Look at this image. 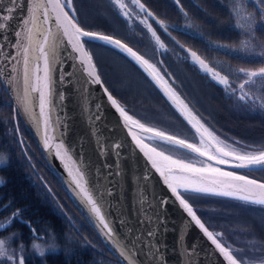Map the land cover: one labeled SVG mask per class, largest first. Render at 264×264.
<instances>
[{
    "label": "snow or ice",
    "instance_id": "6c2138e0",
    "mask_svg": "<svg viewBox=\"0 0 264 264\" xmlns=\"http://www.w3.org/2000/svg\"><path fill=\"white\" fill-rule=\"evenodd\" d=\"M20 3L21 0H9L10 6L4 7L3 0H0V78H3L2 82L7 86L5 90L10 91L14 111L22 112L35 125L43 147L52 148L51 141L55 139L54 135L50 134V127L52 133L55 132L50 115L51 107L54 106L53 98L56 95L54 66L62 63L61 49L68 51L70 48L68 57L78 61V64L72 65L73 69L84 74L86 83L101 86L111 107L123 119L136 145L150 161L151 167L163 178V183L170 190L171 196L179 202L195 226L215 246L225 264H264V255L249 259L243 254L242 249L234 248L224 241L223 232L210 230L198 215L193 203L186 198L187 194L226 197L241 201L245 205L264 207V181L237 171L244 169L249 173L253 171L264 173V146L259 148L242 146L240 141L232 139L230 142L227 137L222 139L223 134L217 135L186 101L181 86L175 76L168 71L163 59L153 62L151 58H147L113 35L86 30L79 23L73 0H28L27 15L21 21L19 30L15 31L17 39L12 43L7 32ZM110 3L129 25H132L134 20L139 21L147 30L156 51L164 54L171 49L161 39L153 22L184 49L187 53L184 59L195 65L229 96H235L249 110H264V43H261L256 35L257 31L264 32V0H230L228 11L234 20L233 27L242 37L239 48L207 41L213 50L224 51L237 59L261 65L255 68H233L230 65L218 68L208 58L192 48H186L172 37L166 21L157 17L142 0H110ZM174 3L183 15L188 17L189 14L184 10L181 0H174ZM132 6L138 11H134ZM191 29H195V25L190 21L177 28L181 32ZM196 35L203 40L202 34ZM97 44L118 50L142 69L162 93L169 106L194 130L192 138H185L181 134L143 122L131 115L126 106L104 86L101 72L89 48V45ZM6 47L14 48L15 54L9 56L5 51ZM9 60L12 62L10 71L6 63ZM60 99H63V96ZM37 107L39 116L35 111ZM16 131L19 132L18 123ZM146 140L152 143H146ZM20 142L23 143V140ZM55 147L56 155L61 159H63L61 149L64 155H68V149L64 148L62 140ZM115 147L119 148L120 145L116 144ZM6 161L7 157L0 154V165ZM221 166H228L234 170ZM69 175L72 176L79 202L93 218L101 234L127 264H137L136 252L115 231L104 210L102 195L93 187L86 169L77 165L74 173L69 172ZM0 183L3 181L0 180ZM18 215L19 213H14V218ZM9 223L11 220L0 222V227H7ZM123 223L122 220L121 224ZM148 235L151 236L153 233L149 231ZM249 243L253 250L264 251V241L252 240ZM33 247L41 256L45 254V249L41 245L36 244ZM3 260L11 261L12 264H24L23 255L17 256L10 252L6 241L0 240V261Z\"/></svg>",
    "mask_w": 264,
    "mask_h": 264
},
{
    "label": "water",
    "instance_id": "95a60500",
    "mask_svg": "<svg viewBox=\"0 0 264 264\" xmlns=\"http://www.w3.org/2000/svg\"><path fill=\"white\" fill-rule=\"evenodd\" d=\"M3 6H10L9 0H3ZM27 9L28 0H21L7 32L12 43L17 39L14 33L19 30L21 21L27 15ZM5 51L9 56L15 54V49L11 47H6ZM68 51L61 49L62 63L54 66L56 95L50 113L55 127L54 133L50 127V134L55 137L51 141L52 148L43 147L35 125L22 112L15 111V117L18 116L28 129L32 140L79 214L85 218L99 235L103 245H106L120 263L127 264L101 234L93 218L79 202L72 176L69 175V172L74 173L77 165L86 169L93 187L102 195L104 210L109 220L112 221L119 236L136 252L137 264H225L215 246L195 226L179 202L171 196L170 190L163 183V178L151 167L150 161L136 145L123 119L111 107L101 86L86 83L84 74L73 69L72 65L78 64V61L69 58ZM6 63L10 71L11 60ZM2 80L3 78H0L2 86L6 89L7 86ZM104 86L107 87L105 82ZM6 92L13 103L10 91ZM61 96L63 99H60ZM189 104L202 118L200 112L190 102ZM35 111L39 116L38 107ZM207 124L211 127L209 123ZM61 140L64 148L68 149V155H64L61 149L63 159L56 155L55 147ZM145 142L149 143L147 140ZM116 144L120 147L116 148ZM221 167L234 170L228 166ZM237 171L242 174L249 173L244 169ZM252 178L264 181L255 176ZM149 231L153 235L149 236Z\"/></svg>",
    "mask_w": 264,
    "mask_h": 264
},
{
    "label": "rangeland",
    "instance_id": "374dc122",
    "mask_svg": "<svg viewBox=\"0 0 264 264\" xmlns=\"http://www.w3.org/2000/svg\"><path fill=\"white\" fill-rule=\"evenodd\" d=\"M190 1L200 4H203V1L211 2L214 5V7L213 5L212 7L213 9H215V14H206L207 18L211 19V21H209V23H211L209 25L210 30H212L213 28L218 34L226 30L227 26L223 23L225 20L232 17V15H228L227 13L224 14L222 12L223 8L218 6L216 0L215 2L213 0ZM218 1L222 4H225L227 7L230 3V0ZM142 2L145 3L157 17L165 20L169 26L175 25L177 28L182 27L187 21H190L195 25V29L186 30V32L175 30L180 36H178L177 33H171L172 37H175L176 40L180 41V43L183 44L186 48L193 49V47L190 46L189 43H191L192 45L203 46L205 42L207 43V41H212L207 36L203 41L201 40L200 36L196 35V33L202 34L199 27L203 28L204 26L206 27V25H201L198 20H194L195 22L192 21L190 15H188V17H185L179 10V8L175 5L174 0H142ZM187 2L188 0H184V3L183 0H181V4L183 5L186 12L189 11L188 6L190 4ZM73 3L77 9V16L79 17V20L91 27L92 29L90 30L101 31L105 34H111L116 38H121L141 54L146 55L147 58H151L153 62L162 59V57L164 58V56L166 55V53L161 54L160 52L155 50L154 43L148 35L147 30L143 28L142 25H140L139 21L134 20L132 25H129L128 21H126L116 12V10L110 3V0H73ZM132 7L134 11H138L135 9V6ZM174 8H176L177 11H175ZM217 11L220 14L217 15ZM180 15H182V17H180ZM149 19L151 21V18ZM153 26L157 28V31L161 35V39L173 42L177 47L182 49L154 22ZM170 30L171 29L169 27V31ZM188 32H190L191 34H187ZM210 33L211 32H209V34ZM185 35H187V37H185ZM212 42L220 43L221 41L215 40ZM220 44L229 45L236 48L240 47L239 40H237V43ZM102 47H93V50L95 51V61L105 63V67L102 65L101 66L105 68L104 78L105 82L108 85V89L121 101L122 104L126 106L129 113L131 115H134L137 119H141L143 122H148L156 126H160L172 133H178L185 138L191 139L193 130L191 129L190 125H188L187 122H185L178 113H175V111L165 101L162 93L155 87V85L150 81V78L146 76L142 69L135 65L134 62H131L130 58H126L123 53H120L119 51L114 50L109 46H107L106 48ZM193 50L196 51L197 49ZM216 51L217 50H214V52ZM197 52L202 56L208 58L211 63L216 62L215 64L218 68L227 67L228 65L232 66L233 68H255L261 66L258 65V63H245L244 61L246 60H244L240 61L242 63H245L243 64V66L238 65L237 67H235L233 64H231V61L230 64L227 65L225 60L228 59L226 58H220V61H217L216 58H210L208 52L203 51L202 49L197 50ZM237 55H239V53H237ZM185 56H187L186 52L182 54V57ZM183 60L186 61V59ZM187 62H189V65H193L190 61L187 60ZM168 71L170 72L169 69ZM172 74L173 76H175L174 73ZM176 81L180 85L178 79H176ZM4 90V87H2L0 83V154H3L8 159V156L10 155L9 148L12 147V145L14 148L15 144L14 140L16 130L14 123L16 122V119L14 121V119L10 117V114L6 113L3 109L5 106L7 108L10 104V100L5 98L3 94ZM182 95L186 98L187 102H190L186 92L183 90ZM210 96L211 95H208V97ZM230 98L233 100H227L229 102L231 101L233 109L238 111L245 110L249 112V116L251 115L253 117L262 115L264 116V110H249L247 106L246 108L248 110L244 109V104L235 96H230ZM208 105L215 112L218 109L220 112L223 111L227 114H229L230 112L232 113V110L230 108L228 109L227 106L223 107L219 103L217 104L212 102V104L208 103ZM6 110H8V108ZM14 116L15 111L13 112V118ZM248 127H250L251 129L254 127L256 128V126L252 124L248 125ZM216 133L217 135L223 134L221 138L223 139L227 137L229 138L230 142L233 139L231 137H228L226 133ZM263 133L264 131L262 132V134ZM148 142L152 143L151 141ZM240 142L242 146H255L257 148L261 147V145L253 143L249 144L245 141ZM262 145L264 146V144ZM23 146L24 148L26 147V145L24 144ZM36 168L43 175L45 183L47 184V188L53 196L49 199L56 212L66 215L67 219L71 216H74V214L72 213L73 211L75 212V210L70 207L68 203H66L65 198L59 197V194L55 192L54 183L56 184V182H54L52 178L48 176V172L40 168L37 163ZM256 172L259 171H253L251 173H248V175L250 174L251 177L255 176L264 179L263 174H261L263 176L262 177ZM31 177H34V174H32ZM0 180H2L1 177ZM186 198L190 199V202H192L194 207L197 209L198 215L201 216V219L207 226H209L210 230L224 233V241L227 244L232 245L234 248L242 249L243 254L249 259H256L257 257L264 255V251L253 250L252 245L249 243L252 240L264 241V207L245 205L243 202L227 199L224 197L208 198L205 196L187 194ZM63 203L65 204L66 209L64 208ZM8 220H11L12 223L14 220V216H8L6 219L0 220V222H7ZM69 222L71 224L72 220H69ZM11 223L7 224V227H0V240L6 241V245L9 248L10 252H14L17 256L23 255L24 264H26L29 256H32L34 254L40 256L39 252L33 247V245H41L45 249V252L56 251L58 249L54 246L53 238H50V240L48 239V241L43 238L32 239V242L28 245L26 242H23L21 240L19 233L13 230H9L8 227L11 226ZM0 264H12V262L3 260L0 261Z\"/></svg>",
    "mask_w": 264,
    "mask_h": 264
},
{
    "label": "trees",
    "instance_id": "16d2710c",
    "mask_svg": "<svg viewBox=\"0 0 264 264\" xmlns=\"http://www.w3.org/2000/svg\"><path fill=\"white\" fill-rule=\"evenodd\" d=\"M213 1L215 2V0ZM216 2L219 7L223 8L222 12L224 14H230L225 4H222L218 0H216ZM187 3H190L188 6L189 11L187 12L192 21L198 20L201 25H206V27L204 26L203 28L199 27L202 32L203 41L207 36L212 41L219 40L221 41L220 43L225 44L237 43V40L241 42L242 37L238 30L233 27V17L224 21L223 24L226 25L227 28L218 34L213 28L212 30L215 32L210 30L209 25L211 23H209V21H211V19H208L206 16L208 13L210 15L215 14V9H213L214 5L208 1H203V4H200L188 0ZM174 9L177 11L176 8ZM218 14L220 13L217 11V15ZM180 17H182V15H180ZM79 22L84 28L92 29L81 20ZM170 32H173L172 29ZM209 32L211 33L209 34ZM256 35L260 42H264V32L257 31ZM185 37H187V35H185ZM189 45L192 46L193 49H202L208 52L210 58H216L217 61H220V58L228 59L225 60L227 65L230 64V61L235 67L249 63L237 59L224 51L217 50L214 52L206 42L203 46L192 45L191 43H189ZM96 46L102 47L98 44L89 45L93 55L95 53L93 47ZM102 48H106V46ZM183 59L184 57L181 59L175 55L173 59L164 58V62L165 65H167L166 67L170 72L174 73L176 79L180 82L181 89L186 92L191 104L202 114L201 116L204 121L209 123L218 133H226L228 137L233 139L263 146L264 133L262 134V132L264 131V124L260 123L259 116H249V112L245 110L238 111L233 109L231 101L229 102L227 100L233 99H231L219 85L209 79L205 74L201 73L195 65H189V62ZM240 61H244L245 63ZM97 64L101 68L100 71L104 76L105 63L97 61ZM258 65L260 64L258 63ZM3 94L5 98L10 100V104L7 107L8 110H6V106L3 109L14 119L11 99L5 90ZM208 95L211 96L208 97ZM212 102L219 103L223 107L227 106L228 109L230 108L232 110V113L230 112L227 114L223 111L220 112L218 109L215 112L208 105V103L212 104ZM244 109H247L245 105ZM17 123L19 125V132L16 131L15 134L14 148L13 145L9 148L10 155L6 163L0 165V177L3 181V183H0V220L6 219L11 215L14 216V213H19V215L14 218L11 226L8 227L9 230L19 233L21 240L28 245L32 242V239L43 238L48 241V239L50 240V238H53L54 246L58 248L56 251H46L43 256L37 254L29 256L26 264H121L118 258L110 252L106 245H103L99 235L90 224L87 223L85 218L79 214L74 203H72L69 198L68 193L65 192L61 182L58 181L53 171H51L41 151L38 149L34 140H32L29 131L19 118L14 123L15 130ZM251 124L256 126V128L254 127L251 129L248 127V125ZM21 139L23 143L20 142ZM23 144L26 145L25 148ZM36 163L40 168L48 172V176L56 182V184L54 183L55 192L59 194V197L65 198L66 203L75 210V212L73 211L72 213L74 216L67 219L66 215L57 213L53 208L49 199L53 196L47 188L43 175L37 169L38 167L36 168ZM256 173L264 175V173L261 172ZM32 174H34V177H31ZM63 205L66 209L64 203ZM69 220H72L71 224Z\"/></svg>",
    "mask_w": 264,
    "mask_h": 264
},
{
    "label": "flooded vegetation",
    "instance_id": "af4514ba",
    "mask_svg": "<svg viewBox=\"0 0 264 264\" xmlns=\"http://www.w3.org/2000/svg\"><path fill=\"white\" fill-rule=\"evenodd\" d=\"M169 27H170V29H172V31L174 33H177V31H175V30H177V27L175 25H170ZM188 33L191 34L190 32H188ZM178 36H180V35L178 34ZM164 41L168 45V47L171 49L170 52L166 53V55L164 56V58H166V59H173V57H175V55L177 57L181 58V59L183 58L182 57V54L184 53V51L182 49H180L179 47H177L173 42H170V41H167V40H164ZM164 58L162 57L163 60H164ZM104 81H105V78H104ZM259 119H260V123L261 124L262 123L264 124V116L263 115L262 116H259Z\"/></svg>",
    "mask_w": 264,
    "mask_h": 264
}]
</instances>
